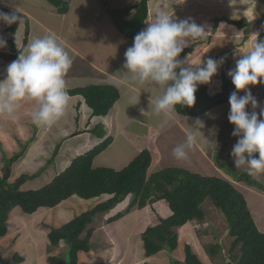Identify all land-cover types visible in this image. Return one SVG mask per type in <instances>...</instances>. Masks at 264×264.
I'll use <instances>...</instances> for the list:
<instances>
[{
  "label": "crops",
  "instance_id": "1",
  "mask_svg": "<svg viewBox=\"0 0 264 264\" xmlns=\"http://www.w3.org/2000/svg\"><path fill=\"white\" fill-rule=\"evenodd\" d=\"M67 1L69 2V6L71 8L74 0ZM176 1L177 0L149 1L147 26L148 22H150V20L153 18L155 12L159 9L166 10L168 14L169 12H171L170 15H172L173 18L177 17L179 15L178 11L181 5H179L180 2L176 3ZM137 2H140V0H131V2H129V5H132L130 6V8L135 9V4ZM171 2L175 4H171ZM0 6L9 11L16 10L17 14H22V11L12 5V3L3 4L2 2H0ZM84 6L79 9V12L85 11ZM106 8L107 7H104L101 10H103L104 12L106 10L107 16L108 10ZM125 8H129V6ZM256 10H258L259 14H257L258 16L256 15L255 18L259 19L260 23L258 24L257 20V25H255L253 30H251L249 36L253 33L257 34L258 32L259 35L262 34L264 39V22L262 21V18L264 17V4L260 6L258 5V7H256ZM70 14L71 11L69 9V12L66 14V16ZM25 17L27 16L25 15ZM224 18L225 19L223 21L226 23L227 30L225 32L222 30L221 34L220 32H213L215 36L213 37V40L211 42V45H214L212 43H215L216 48L214 49L215 51L217 50V54H213L215 52H212V48L210 52H207V54H202L201 57H198L196 52L193 51V53L186 55L182 59V61H185L183 66H188V61L185 60L186 57H189V62L192 64L194 63V65L199 64L201 59L207 60V58L209 57H215L217 60L224 58L223 63L220 65V68L218 67V73L211 78L212 85L216 87V93L219 92L221 87V82L219 81L221 74H225L226 77L231 80V78L228 76L229 70L235 69L236 60L241 58L243 53L247 52L253 44V38L244 41V29L241 26L238 27L240 25V22H235L234 17L229 18L232 21L229 20L227 16H224ZM22 20V26L25 29V19L22 18ZM220 20L222 21V18H220ZM252 21H255V19H253ZM100 24L105 25L104 22H101ZM196 24H198V22H196ZM234 25H236L237 28ZM40 27L43 28V35L54 34L57 40H59V42L69 52V55L72 59V66L66 76L68 91L93 86H107L113 87L119 92V99L107 115L94 116L92 109L86 104L85 99L82 96L68 95L69 100L65 115L51 126H38L34 123L33 127L30 126V124L32 125V123L31 120H29V115L33 113L34 105L36 104L27 100L20 102L14 118L7 115H0V119L3 116V119H5V121L10 124L5 127L6 131L9 130V132L3 134V139L11 138L15 142L13 143V149H11V154L8 159L12 158L14 154L19 153L20 151L24 152L23 155L10 167L11 173L10 179H8L9 183L14 182L22 175H36L34 178L27 180L24 184H22L20 187V191L28 192L41 189L44 186L48 185L57 175L65 171L73 159L85 154L89 150L104 142L106 139H111V144L105 151H103L94 159V168H106L107 166L113 168L112 166L117 161L116 156L105 158L104 155H107L111 148L116 143H118L119 139H121L125 143L126 147L129 146L132 149L134 148L133 152L137 155L140 154L143 150H148L151 153L152 169L150 170V173L162 170L165 167H179L191 171L192 173H206L211 175L210 177L222 178V176H224V173L215 166L214 162L210 161L209 147L208 144H206V141H208L206 131L208 126L211 128L213 124L218 120H220V122L228 121V117L225 115V113L228 109H230V107L220 112L219 116L216 118L214 116L218 113L215 110L217 107L213 108L205 115L198 117L203 123V127L199 130L193 129L191 127L193 126L196 118L182 117L175 111L167 115L163 113H161L160 115H156L152 110V106L155 98L161 94L160 91H158V89L153 85H140L134 82H130L123 73L126 71V69L123 67L125 63V52L128 47L132 46L134 40L124 38L123 36H119V38H117L113 35V37L116 38V41L113 38V41H110L103 47V52L99 50L100 48L98 49L95 46L92 49L89 48L88 51H83L80 46L75 47L74 45L70 44L68 41L69 39H66L64 36H62L60 32L58 34V32H52L49 28L47 29L42 26ZM75 27L76 24H71V29H75ZM210 30L212 31V28ZM117 32L119 31L117 30ZM206 32H208V30ZM119 34L122 35L120 32ZM23 36L19 40L15 38L13 40V42H15L17 46L21 43V45H19L21 47H18L19 49L23 46L21 41L23 40ZM30 36L31 30L29 23V35L26 46L30 43ZM86 39L89 38L86 37ZM205 40H208V38L205 37L202 41ZM218 40H226L224 44V46L226 45V47L222 46L218 48ZM117 41H119L118 44H116ZM115 44L116 47L113 46ZM240 44H242L241 48L238 47ZM199 45L200 44H198V42H195L190 46L196 47L195 50H197L198 48H200ZM26 46L24 47V49L26 48ZM231 49L232 53L230 54ZM219 50H221V52ZM16 51L17 50L15 49V52ZM98 52H101V54H98ZM229 61H231V63ZM11 62L12 61L5 62L0 57V65L3 63L10 64ZM2 72L3 73L0 74H2L3 76L4 74H7L6 70ZM249 88L251 89L252 95L257 99V101H260V103L258 104L260 106L264 105V81L258 83L257 85H249ZM208 92L210 94H215L209 91V85ZM246 110H252L251 106L249 105ZM215 112L216 114H213ZM140 116H143L142 122H144L145 125L141 128H133L132 125L138 122V118ZM100 125L102 127V130L99 129ZM95 131H100L99 133L101 134L95 135ZM189 132H192L196 135L197 143L192 149L189 150L188 159L186 161H179L173 156V149L177 145L184 143L186 135ZM60 135H62L63 139H65L68 135L70 139L76 142L80 141L81 144H83V148H81L79 151L72 148V145L70 144L65 149L60 150V147H58V145L54 148H58L57 154L61 153L62 155L61 158H59V161H56V164H52L47 161L44 162L43 159L46 157L45 150H47L45 149L46 144H56ZM23 145H26L25 149H22L21 146ZM169 152H171L173 156L171 159H169V163L171 164V166L168 163L163 165V156L165 154H168ZM122 155H124V153ZM38 158H40L39 160L42 162V164H40V166L34 167V163L32 162V160H37ZM27 162H30L29 165ZM128 162L126 163L128 164ZM96 164L98 165V167L94 166ZM2 167L5 166H2L0 162V174L2 171ZM38 169L43 175L40 179H38L37 174L34 173ZM42 179H44V181ZM239 187L238 191L241 192L246 199L249 211L258 230L261 233H264V192L247 185ZM131 197L132 196L129 195L125 201L130 202ZM101 198L107 199L108 196H104ZM97 199L98 198L83 200L76 196H73L72 198L67 199L54 208H41L32 215L25 214L18 207L13 209L8 216V221L6 224L8 229L7 234L3 238H0V261L10 258L11 262L15 264L14 256L18 254L21 259V262L18 264H49L48 257L56 256L54 253L55 251H57L56 253L62 252L60 250L62 249L63 245L61 244L58 247L51 248L52 246L50 245V241L48 239V235L51 229L60 228L69 223L76 216H79L82 213L88 211L95 206ZM125 201L123 203H125ZM71 202H73L74 206H68L69 204H71ZM121 205H119L118 208L112 211L113 214L123 209V207L120 208ZM171 215V211L165 204L161 202H158L152 207H147L142 210L134 209L127 216V232L123 237L119 236L121 240L118 241L119 245L123 246V248H127L122 250L123 256H119L118 259L113 258L112 261L109 262V264H128L123 260L124 254L130 252L132 256L129 264H138V258H140V256L144 257L145 261L143 262V264L145 262H150V259H154L155 256H157V254L159 253L152 257L146 258L144 253L141 255L138 249H136L133 244H130L129 240L135 238H139V240H141V233L148 226L156 225L158 223V218H168ZM132 216L134 217L133 220ZM212 221L213 220L211 218L205 215V220L201 223L206 225L208 228L212 227L211 225H209L210 222L212 223V225H214V223L220 224L221 228L219 229H221V234H219L217 237L221 236L224 237V239L227 238L230 246L231 239L228 234L226 223L223 222L220 217L219 220L217 219L215 222ZM191 228L192 224H188L184 227L178 228V233L180 235L179 238L184 237L183 234H186L187 236L189 233H191ZM105 232L108 233L107 230H105ZM113 232L116 234V231H114V229ZM106 233V244H101V246L99 243V249L106 250L109 246H112L115 249V244L107 243L108 237H106ZM91 242H94V239H91ZM179 245L180 243L178 244V247ZM215 245H219V241H217ZM64 246L66 247L65 251L68 250L67 246ZM229 246L226 249L225 247L220 245V250L225 253H216V255L214 256L208 254V249H206L207 257L216 259L218 256H222V254H224L222 257L224 259L226 258V261H229V255L227 254ZM87 254H93L91 249L89 252H79V264H91L89 262V259L85 257ZM222 257H220L221 263H223L224 261ZM200 260L203 263L208 264L202 259Z\"/></svg>",
  "mask_w": 264,
  "mask_h": 264
},
{
  "label": "trees",
  "instance_id": "2",
  "mask_svg": "<svg viewBox=\"0 0 264 264\" xmlns=\"http://www.w3.org/2000/svg\"><path fill=\"white\" fill-rule=\"evenodd\" d=\"M45 1L60 15H66L69 12L70 4L67 0ZM149 1L152 0H140L135 4V9L108 10L114 27L124 38L134 40V37L147 27ZM0 11L12 12L1 6ZM20 16L25 19L23 46L19 49L17 44L10 40V47L17 51L0 53V57L5 62L16 60L27 44L29 20L22 14ZM9 32L12 35L16 34V23L9 29ZM258 38L263 39L262 34ZM193 51L194 46L185 48L178 59L182 60ZM220 78L219 92L210 94L207 84H199L195 93V104L191 107L177 105L175 112L182 117L197 118L215 107L229 103L230 95L236 91L235 86L225 74H221ZM68 95L82 96L92 109L94 116L107 115L119 99V92L107 86L71 90L68 91ZM260 107L255 109L257 113ZM111 141V139H106L85 154L76 157L65 171L57 175L48 185L36 191H20L21 185L36 175H22L12 183L5 180L4 176H0V238L6 236L8 216L17 207L25 214L32 215L41 208H54L73 196L83 200L108 196L105 201L76 216L64 226L52 228L48 235L51 248L61 244H65L68 248L66 250L68 260H61L60 256H49V264H79V252H89L91 249V239L94 233L91 225L94 224L95 218L112 212L131 195L128 205L110 216L107 220L108 224L128 216L134 209L142 210L158 202L165 204L172 213L169 218H158L156 225L148 226L141 233L144 255L152 257L163 250L173 252L178 248L179 238L175 229L193 220L203 222L205 213L202 204L209 199L213 206L222 213L231 239L228 248L230 261L225 264H264V233L258 230L244 196L230 181L218 177H203L178 167H168L150 173L152 156L148 150H143L126 168L120 171L94 168V159L107 149ZM25 146L23 145L22 149H25ZM23 153L20 151L12 158L6 159V167L10 168ZM228 159L233 160L231 152L228 153ZM214 164L225 174L231 176L233 181L251 184L264 192L263 183L250 181L248 176L235 172L234 168L222 161L221 154L220 156L215 154ZM206 249H208V254L214 256L221 247L211 245ZM20 262L21 259L16 254L14 263ZM184 263L205 264L188 245L185 246ZM144 264L154 263L145 262ZM170 264L182 263L171 258Z\"/></svg>",
  "mask_w": 264,
  "mask_h": 264
},
{
  "label": "clouds",
  "instance_id": "3",
  "mask_svg": "<svg viewBox=\"0 0 264 264\" xmlns=\"http://www.w3.org/2000/svg\"><path fill=\"white\" fill-rule=\"evenodd\" d=\"M0 22L6 26L19 22L20 26L22 17L16 11H0ZM207 33L204 26L196 24L191 18L177 20L166 10L159 9L148 26L134 37L132 46L125 52L123 67L126 71L123 73L130 82L153 85L160 91L152 106L154 114H170L177 105L193 106L197 85L209 83L217 74L224 58L216 60L209 57L194 65L186 57L188 66H183L185 61L178 59L185 48L202 41ZM258 36V33L255 34L252 47L236 60L235 69L228 72L236 89L229 97L228 121L234 125L232 136L237 138L231 156L236 169H243L254 178L264 174V107H260L249 88V85H257L264 78V39ZM5 47L6 40L0 37V49ZM71 66L69 52L54 34L32 39L18 58L8 64L6 78L0 80V115L14 118L20 102L27 100L38 106L32 113L34 124L53 125L66 112L69 100L66 76ZM241 91L244 95H238ZM249 105L252 111L246 110ZM258 107L259 113L255 111ZM191 127L196 130L202 128L200 118L197 117ZM196 143V135L189 132L184 143L173 149V156L179 161H186L189 150ZM238 173L242 174L241 171ZM224 178L234 186L239 183L225 173ZM243 185L254 187L246 183ZM105 200L103 198L101 202ZM198 223L201 222L193 220L181 227L192 224L195 225L193 230H196ZM178 228L175 231L179 238ZM221 252L225 253L220 250L217 253Z\"/></svg>",
  "mask_w": 264,
  "mask_h": 264
},
{
  "label": "rangeland",
  "instance_id": "4",
  "mask_svg": "<svg viewBox=\"0 0 264 264\" xmlns=\"http://www.w3.org/2000/svg\"><path fill=\"white\" fill-rule=\"evenodd\" d=\"M0 2H2L3 4L12 3V5L19 8L22 11V14H24V16L26 15L28 17L29 23H30V30H31L30 42L32 39L36 37L44 36L43 35L44 31L42 30L43 28L40 27L42 26L47 29L49 28L52 32L56 31L58 32V34L60 32L62 36H64L66 39H69L68 41L70 44L74 45L75 47L80 46L83 49V51H88L89 48L92 49L95 46L98 49L100 48L99 50L101 52H103V47L105 45H107L110 41H113V38H114L113 35L116 36L117 38H119V36H122L119 34V32H117V29L113 26L109 15L106 16V13H107L106 10L104 12L101 9L104 7H107L106 8L107 10L124 9L125 7L129 6L130 8V6H132V5H129V2H131V0H74L70 8L71 14L68 16L66 15L62 16L58 14L56 9L45 0H6V1L0 0ZM173 2H171V4H175ZM177 2H180L179 5L181 6L179 7L180 9L178 11L179 15L177 17H174V19L181 20V19L191 18L192 20H194L195 23L198 22V25L204 26V29L206 27L208 28V29L207 28L205 29V31L208 30V33H207L208 35H206V38H208V40L202 41V43L201 41H197L198 44H200L199 45L200 48L195 50L196 47H194V51L196 52L198 57H201L202 54H207V52H210L212 48H213L212 52L213 51L215 52L213 54L218 53L217 50L215 51L214 49L216 48L215 43H212L214 45H211V42L213 40V37L215 36L214 33L220 32L221 34L222 30L224 32L227 30L226 23L223 21L225 19L224 16L225 17L227 16L228 19L234 17L235 22L236 21L240 22V25L238 27L241 26L244 29L243 31V33L245 34L244 41H247L253 38V42H254L256 33L255 34L253 33L250 36L249 34L251 30H253L255 25H257L256 24L257 20H258V24L260 23V20L255 18V16L259 14L258 10H256V7H258V5L260 6L264 4V0H177L176 3ZM82 6L85 7L84 8L85 11L79 12V9ZM170 13L171 12H169V15ZM220 18H222V21L220 20ZM243 19L245 20V22H241ZM253 19H255V21H252ZM262 21L264 22V17L262 18ZM101 22H104L105 25L100 24ZM71 24H76L75 29H71ZM234 26L236 27V25ZM11 27L12 25L6 26L3 22H0V37L6 40V47L3 49H0V53H15V49L11 48L8 42L9 40L13 41L14 38L19 40L24 34V27L22 26V23H20V26H19V22L16 23V31H17L16 35H12L9 32V29ZM211 28H212V31L210 30ZM86 37H88L89 39H86ZM114 40L116 41V38H114ZM119 41H117L116 44H118ZM218 42H219L218 43V48H219V47L224 46L226 40H218ZM116 44L113 46L116 47ZM19 45H21V43ZM19 45L17 47H21ZM241 45L242 44H240L238 47L241 48L242 47ZM224 47H226V45ZM221 50L219 51L221 52ZM101 52H98V54H101ZM231 53H232V49L230 50V54ZM211 58L216 59L215 57H211ZM229 62L231 63V61ZM7 66H8V63L1 64L0 73H3L2 71L6 70ZM217 73H218V70H217ZM6 75L7 74H4L3 76L2 74H0V80L5 79ZM211 81L212 80H210V82L207 83V85H209V91L211 93H216V87L212 85ZM219 81L221 82V78H219ZM262 81H264V79H262ZM217 83H218V78H217ZM239 94L243 95L244 92L241 91ZM258 103H260L259 100H258ZM37 107H38L37 105H34V111L37 109ZM229 107H230L229 103L227 105H222L220 107L218 106L215 109L216 112L218 113L217 114L216 112L213 113V114H216L214 117L215 118L218 117L220 112H222L224 109L229 108ZM229 111L230 109H228L225 113L227 117H228ZM142 119H143V116H140L138 118V122L134 123L132 127L133 128L143 127L145 123L142 122ZM29 120H31V123H32V125L30 124V126L33 127L34 124L32 120V113L31 115H29ZM8 124L9 123L6 122L2 116L0 119V162L2 166H5V167H2L0 176L5 175L4 169L7 168L5 161L6 159L10 157L11 149H13V145H14L13 143H15L14 140H12L11 138L3 139L2 137L3 134L9 132V130L6 131L5 129V127H7ZM101 128L102 127L100 125L99 129ZM233 128H234V125L230 124L229 121L220 122V120L215 122L211 128L208 126L207 131H206L208 141H206V144H208V147H209L210 161L214 162V156L216 153L219 154V156L221 154L222 161L227 166L230 165L232 168H234L235 172L241 171L242 174H246L249 177L250 181L260 182L264 184V174H260L256 178L251 177L243 169H236L234 166L233 160L228 159V153L232 151V147L237 141V138L232 136ZM99 132L100 131L98 132L95 131V135H100L101 133ZM70 144L72 145V148L79 150V151L81 148H83V144H81L80 141L76 142L70 139L68 135L66 136L65 139H63L62 135H60L56 144H52V145H50L49 143L46 144L45 149L47 150H45L46 157L43 159L44 162L47 161L52 164L54 163L56 164V161H59V158H61L62 155L61 153L57 154L58 148L56 149L54 147H57L59 145L58 147H60V150H63ZM133 149L129 146L126 147L125 143L121 139H119L118 143H116L111 148L109 153H107V155H104L105 158L116 156L117 161L112 166L113 168L108 167V166L106 168H111L116 171H120L126 168L139 155V154L138 155L135 154L133 152ZM4 151L6 154L4 153ZM123 153L124 155H122ZM172 157L173 156L171 152H169L168 154H165L162 160L163 165L167 163L170 164L169 159H171ZM39 159L40 158H38L37 160H32V162L34 163V167L40 166V164H42V162ZM126 162H128V164ZM27 163L29 165L30 162H27ZM94 166L98 167L97 164ZM165 168H168V167H165ZM34 173L37 174L38 179L42 178L43 176L39 169ZM198 174L203 177L211 176L206 173H198ZM222 178H224V176H222ZM8 179H10V176L8 177ZM42 180L44 181V179ZM34 182H35V179H34ZM235 186L237 187V189H239L240 188L239 186H243V183H235ZM101 199L103 198H98L97 201L99 202L96 201L95 205L99 204L102 201ZM128 203L129 201H125V203H123L120 208L122 207L124 208L125 206L128 205ZM70 205L74 206L73 202H71V204H69L68 206ZM202 209L205 215L213 220L212 222H215L217 219L219 220V217H220L223 220V222L226 223L222 213L213 206L212 202L209 199H206V201L202 204ZM113 215H114L113 212H110V213L104 214V216H101V217L98 216L95 218L93 226H91V228L95 229L94 231L95 233H93V236H92V239H94V242H91V251L93 252V254H87L85 256L89 259V262L91 264H103V262L104 264H109V262H111L113 258L118 259L119 256H123L122 250L127 248V247L123 248V246L119 245V242H118L119 240H121L119 236L123 237L125 233L127 232V229H128L126 225L127 216L123 217L117 222L108 224L107 223L108 218ZM133 219L134 217L132 216V220ZM209 225H211L212 227L208 228L206 225L198 223L196 225L198 226L196 230H193L195 226L193 225L192 226L193 229L191 228V233H189L187 236L186 234H183L184 237L180 238V241H179L180 245L175 251L168 252L166 250H163L159 252V254H157V256H155L154 259H150V262L151 263L153 262L156 264H170V260L171 258H173L175 260L180 261L182 264H185L184 263L185 246L189 245L192 247L193 252L204 262L208 264H225L226 258L224 259L222 257L224 254H222V256L221 255L218 256L216 259H211L207 257L206 247L215 245L217 241H219V243H221V246L225 247L226 249L229 246L227 238L224 239V237H221V236L217 237L219 234H221L220 232L221 229H219L221 228V225L218 223H214V225H212L211 222ZM113 229L114 231H116V234L113 232ZM105 230H107L108 233H106ZM105 233H106V237H108L107 243L115 244L116 245L115 249L112 246H109L106 250L99 249L98 247L99 243L101 245L106 242ZM129 242L130 244H133L136 249H138L141 255L144 253L142 240H139V238H135V239L129 240ZM64 245L65 244L62 245V249L60 250L62 252L65 251L66 249ZM56 252L57 251L54 252L55 255L60 256L61 260H64V261L68 260V255H66L67 253L66 251L64 253L62 252L56 253ZM131 256H132L131 252L125 253L123 261L129 264ZM220 257L224 259L223 263H221ZM229 259H230V256H229ZM144 261H145L144 257L140 256V258H138L139 263L143 264ZM0 264H13V262H11L10 258H7L5 260L0 261Z\"/></svg>",
  "mask_w": 264,
  "mask_h": 264
},
{
  "label": "water",
  "instance_id": "5",
  "mask_svg": "<svg viewBox=\"0 0 264 264\" xmlns=\"http://www.w3.org/2000/svg\"><path fill=\"white\" fill-rule=\"evenodd\" d=\"M241 22H244V20H242ZM11 170L10 168H6L5 169V175H4V179L8 180V177L10 176Z\"/></svg>",
  "mask_w": 264,
  "mask_h": 264
}]
</instances>
